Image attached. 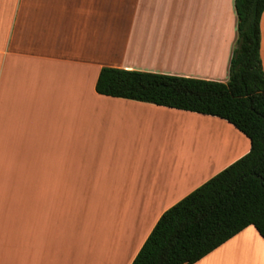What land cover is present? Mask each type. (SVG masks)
<instances>
[{"label":"crops","instance_id":"obj_1","mask_svg":"<svg viewBox=\"0 0 264 264\" xmlns=\"http://www.w3.org/2000/svg\"><path fill=\"white\" fill-rule=\"evenodd\" d=\"M264 69V12L261 23ZM235 0H0V264H131L247 154L218 116L103 95V67L226 82ZM194 264H264L249 225Z\"/></svg>","mask_w":264,"mask_h":264},{"label":"trees","instance_id":"obj_2","mask_svg":"<svg viewBox=\"0 0 264 264\" xmlns=\"http://www.w3.org/2000/svg\"><path fill=\"white\" fill-rule=\"evenodd\" d=\"M237 40L226 82L103 67L98 93L218 116L250 151L167 209L131 264H194L249 225L264 238V0H235Z\"/></svg>","mask_w":264,"mask_h":264}]
</instances>
